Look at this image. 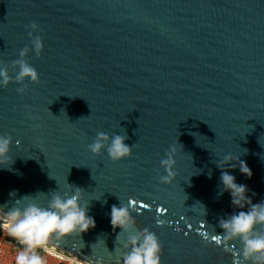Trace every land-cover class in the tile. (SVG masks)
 <instances>
[{"label":"water","instance_id":"obj_1","mask_svg":"<svg viewBox=\"0 0 264 264\" xmlns=\"http://www.w3.org/2000/svg\"><path fill=\"white\" fill-rule=\"evenodd\" d=\"M33 22L43 51L25 60L39 82L25 80L23 95L15 82L0 88V135L12 137L0 205L33 196L46 206L53 190L82 188L95 227L62 246L87 264H117L129 233L116 240L110 211L130 199L137 224L159 237L160 264L238 260L239 241L217 226L239 209L219 195L216 162L245 161L251 178L225 170L253 203L264 200V0H0V66L10 76L32 47ZM97 132L127 135L132 154L93 155ZM172 145L176 176L160 184Z\"/></svg>","mask_w":264,"mask_h":264},{"label":"clouds","instance_id":"obj_2","mask_svg":"<svg viewBox=\"0 0 264 264\" xmlns=\"http://www.w3.org/2000/svg\"><path fill=\"white\" fill-rule=\"evenodd\" d=\"M28 27L32 29L28 33L32 47H23L19 51V58L12 61L13 70L18 69L15 76L9 75L7 67L0 66V88H7L9 83L15 82L23 85L16 89L21 95L26 90L25 80L33 84L39 82L38 72L27 63L25 57L29 51H33L37 57L43 51L42 38L33 36V32L38 31V25L33 22ZM127 139V135L113 134L109 137L105 132H97L88 150L96 156L106 151L112 162H118L132 154L134 145L130 147L126 144ZM11 144L10 135H0V167L6 168L12 163V157L9 156ZM176 151L174 145L170 146L165 152L166 158L160 161L166 173L159 177L160 184H170L176 176ZM216 166L221 169L219 180L222 187L219 195L229 193L232 207L239 209L220 218L217 225L225 241H239L241 245L239 259H234L233 264H264V200L253 203L247 195V186L238 184L235 176L225 170L226 166L232 169L238 166L242 175L251 178V169L245 161L238 158L234 160L231 155H224L223 159L216 162ZM68 189L69 192L63 196L53 190L46 206L32 202L33 196L16 199L11 202V206L0 205V235L10 238L17 245L11 256L0 250V264H86L89 259H80L62 246L65 239L80 236L95 227L94 218L87 215L89 203L81 202L84 190L71 184H68ZM133 204L134 201L130 199L127 205L120 202L119 206H111V227L113 231L120 229L116 240L120 233H129L122 244L117 264H160L163 246L159 237L137 224L130 213ZM201 209L204 216L203 205ZM156 223L160 226L163 221L158 220Z\"/></svg>","mask_w":264,"mask_h":264},{"label":"built area","instance_id":"obj_3","mask_svg":"<svg viewBox=\"0 0 264 264\" xmlns=\"http://www.w3.org/2000/svg\"><path fill=\"white\" fill-rule=\"evenodd\" d=\"M17 245L10 238L0 235V250H3L7 255L11 256L15 253ZM55 264V262H53ZM87 264V263H86Z\"/></svg>","mask_w":264,"mask_h":264},{"label":"snow or ice","instance_id":"obj_4","mask_svg":"<svg viewBox=\"0 0 264 264\" xmlns=\"http://www.w3.org/2000/svg\"><path fill=\"white\" fill-rule=\"evenodd\" d=\"M134 203H135V201H134ZM141 207H147V205H141ZM159 211L164 212L166 210L161 208V209H159ZM212 239L216 240L217 238L215 236H213Z\"/></svg>","mask_w":264,"mask_h":264}]
</instances>
